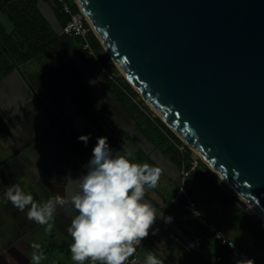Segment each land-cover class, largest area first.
<instances>
[{
  "label": "water",
  "instance_id": "95a60500",
  "mask_svg": "<svg viewBox=\"0 0 264 264\" xmlns=\"http://www.w3.org/2000/svg\"><path fill=\"white\" fill-rule=\"evenodd\" d=\"M73 2L125 81L264 222V0Z\"/></svg>",
  "mask_w": 264,
  "mask_h": 264
},
{
  "label": "crops",
  "instance_id": "0c3cea01",
  "mask_svg": "<svg viewBox=\"0 0 264 264\" xmlns=\"http://www.w3.org/2000/svg\"><path fill=\"white\" fill-rule=\"evenodd\" d=\"M61 37L65 59L74 66L67 67L66 73L54 72L52 79L45 80L37 74V69L31 74L23 71L22 66L29 63L14 67L8 73L0 69V264H32L33 244H39L45 254L40 264H77L71 259L70 245L74 241L67 232L77 214L70 204L57 206L49 233L45 225L26 218L30 205L20 212L6 200L4 193L7 186L19 184L38 205L57 194L70 200L79 191V178L87 172L85 166L100 136L108 138L113 151L130 152L131 162L147 163L162 170L156 188L146 186L144 196V201L155 209L157 221L124 264H144L150 253L149 245L164 251V256L174 258L177 264H193L187 255L197 242L201 244L199 239L190 229L186 235L173 227L172 221L161 223L163 217L159 218L160 214L167 213L176 224L180 222L176 207L171 210V204L179 202L174 190L179 184L180 169L138 128L134 116L104 86L93 68L100 55L93 51L94 55L89 56L80 46L75 48L73 41ZM103 52L101 55L107 57ZM83 91H88L92 99L88 108L81 106L80 101L75 102L84 95ZM87 134L91 137L85 145L78 137ZM196 191L209 195L202 187H194L190 193ZM193 198L203 214L230 240L255 262L264 264V250L255 244L257 253L251 252L241 238L230 233L224 222L218 221L214 211H204ZM206 244L204 249L195 250L208 258V264H217L213 259L216 244ZM132 257L135 263H129ZM84 264H91V258Z\"/></svg>",
  "mask_w": 264,
  "mask_h": 264
},
{
  "label": "trees",
  "instance_id": "16d2710c",
  "mask_svg": "<svg viewBox=\"0 0 264 264\" xmlns=\"http://www.w3.org/2000/svg\"><path fill=\"white\" fill-rule=\"evenodd\" d=\"M65 2L71 10L77 9L73 0H65ZM0 15L4 17L5 23L9 26L6 29L0 20V69L3 68V73H8L15 66L34 62L40 66L41 77L46 80L52 79L54 72L66 73L67 67L73 66L65 59L64 52L66 50L61 45L62 37L59 34L67 22L68 16L61 12L55 0H0ZM70 40L75 43V48L80 46L81 41L79 39L66 38V41L70 42ZM87 40L91 49L100 55L98 60L94 61L93 68L100 76L104 86L124 107L125 111L134 116L138 128L143 133L148 134L150 139L154 140L155 146L164 152L180 169L182 161H187L190 158L191 150L182 144L180 139L158 117L151 116V112L143 106L142 102L134 101L137 93L122 76L117 75V69L110 59L102 56L104 55L103 49L92 31L88 33ZM83 92L84 95L82 93L75 102L79 104L80 101L81 106L88 108L92 99L88 91ZM179 146L182 147L181 150H178ZM203 166L200 161V167L190 181L191 185H187L188 191L190 192L194 187H202L208 191L213 198L231 209L233 215L242 223L243 228L257 242L264 245V223L256 220L254 216L245 214L239 199L233 193L226 191L211 171H207L206 174L201 172ZM178 203L171 204L172 211L175 210V207L177 208ZM175 213L177 212L175 211ZM177 215L180 222L176 224L172 220V226L186 235L188 234L186 230L190 229L194 237L201 242V244L197 242L196 247L191 253H188L189 261L193 264L195 262L208 264V258L196 251L204 249L207 245L203 239V229L186 212L181 211ZM167 216L166 213L164 217ZM160 221L161 223L165 222L164 219ZM215 246L216 253L213 254L215 257L213 259L216 260L219 257V261L215 263L230 264L225 256V249L217 244ZM148 247L151 253L164 261V264L167 261L171 264H177L174 258L165 257L164 251L153 248L151 245Z\"/></svg>",
  "mask_w": 264,
  "mask_h": 264
},
{
  "label": "clouds",
  "instance_id": "9594fccd",
  "mask_svg": "<svg viewBox=\"0 0 264 264\" xmlns=\"http://www.w3.org/2000/svg\"><path fill=\"white\" fill-rule=\"evenodd\" d=\"M90 137L91 134L81 135L78 140L87 145ZM96 140L85 166L87 172L79 178V191L70 200L57 194L38 205L19 184L7 186L4 195L20 212L30 205L26 218L45 225V231L49 233L57 206L70 204L77 213L67 229L74 241L70 245L71 259L77 264H84L88 258H91V264L97 261L100 264H124L157 221L155 209L144 201V196L146 186L156 188L162 170L147 163L131 162V153L113 151L106 136ZM161 217L168 223L173 219L164 217L163 213ZM32 248V264H40L46 258L45 254L39 244H33ZM144 264H164V261L150 252ZM235 264H255V261L242 258Z\"/></svg>",
  "mask_w": 264,
  "mask_h": 264
},
{
  "label": "built area",
  "instance_id": "2783aa9c",
  "mask_svg": "<svg viewBox=\"0 0 264 264\" xmlns=\"http://www.w3.org/2000/svg\"><path fill=\"white\" fill-rule=\"evenodd\" d=\"M55 1L59 5L61 12L68 16V20L62 27L59 34L68 39H79L81 41V51L89 56H93L94 52L87 40L88 33L91 31V29L82 12L78 8L75 11L71 10L65 0ZM181 149L182 147L179 146L178 150ZM200 161L201 160L199 159V157L192 151L190 158L187 161H182L180 167L179 184L174 190V197L179 199L176 212L179 213L181 211H184L192 216L196 223L203 229V239L205 240V242L209 244H217L223 247L225 249V256L231 264H235L237 260L242 258L252 259L203 214V212L197 207L192 194L188 191L187 182L190 178H192V176L195 175L196 171L199 169ZM203 165L204 166L201 170L202 173L206 174L207 171H211L204 163ZM216 261H219V257L216 258ZM135 262L136 259L133 257L129 260V263ZM255 264L258 263L255 262Z\"/></svg>",
  "mask_w": 264,
  "mask_h": 264
},
{
  "label": "rangeland",
  "instance_id": "374dc122",
  "mask_svg": "<svg viewBox=\"0 0 264 264\" xmlns=\"http://www.w3.org/2000/svg\"><path fill=\"white\" fill-rule=\"evenodd\" d=\"M0 20L3 23V25L5 26V28L8 29L9 26H8V24L5 23V19L1 15H0ZM107 57H108V55H107ZM29 64L26 65V66H22V69L24 68V70H23L24 72H26L27 74H31L33 72V70L37 69V71H38L37 74L40 75V76H42L40 74L41 71L38 68L39 66L36 63L34 64V62H30ZM117 73H118L117 74L118 76H122L118 70H117ZM36 77L38 78V76H36ZM134 101L135 102H139V101L142 102L143 106H145L146 108H148V110L151 112V116H156L157 117L156 113H154V111H152L145 104V102L142 100V98L138 94L134 98ZM218 182H219V184H221L222 186H224V188L226 189V191L231 192L227 188V186H225L222 183V181L219 178H218ZM192 195L202 205V208L204 209V211H206V212L208 210L214 211L216 213V217H217L218 221L224 222L225 226L230 231V233H232V235L234 237L241 238V240L250 247L249 249H250L251 252L257 253V250H255V247L253 246L255 244H257L261 248V250H264V245H262L261 243L257 242L250 235V233L247 232L245 230V228H243V225L240 222V220L238 218H236V216L233 215V212L231 211V209H228V207L225 204H223L220 201L216 200L210 194L207 195L205 192L204 193H202V192L200 193V192H197L196 191V192H192ZM241 204H242L241 207H242L243 211L245 212V214L250 215V216H254L256 220H258L259 222H262L261 219L259 217H257L246 205H244L243 203H241ZM262 223H264V222H262Z\"/></svg>",
  "mask_w": 264,
  "mask_h": 264
},
{
  "label": "bare ground",
  "instance_id": "6f19581e",
  "mask_svg": "<svg viewBox=\"0 0 264 264\" xmlns=\"http://www.w3.org/2000/svg\"><path fill=\"white\" fill-rule=\"evenodd\" d=\"M253 212V211H252Z\"/></svg>",
  "mask_w": 264,
  "mask_h": 264
}]
</instances>
